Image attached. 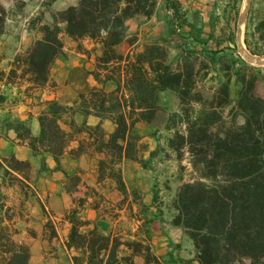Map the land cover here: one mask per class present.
Instances as JSON below:
<instances>
[{
  "label": "trees",
  "instance_id": "trees-1",
  "mask_svg": "<svg viewBox=\"0 0 264 264\" xmlns=\"http://www.w3.org/2000/svg\"><path fill=\"white\" fill-rule=\"evenodd\" d=\"M156 4L157 0H80L77 5L60 11L54 17V23L44 22L38 29L40 37L24 59V75L28 74L35 86L49 82L52 66L64 49V32L76 41L90 38L100 44L102 54L98 57V69L110 63L123 66L125 88L129 94L123 92L118 96L115 91L99 87H91L80 94V112L86 116L111 118L116 124L111 134H107L101 125L85 124L93 138L92 145L104 155L98 164L101 177L109 168V156H112L113 166L117 161H123L124 152L129 156V150L135 146L136 136L132 131L136 123L154 120L157 92L168 88L176 90L180 102L176 116L180 117L185 132L175 131L170 142L173 147L178 146L179 151L184 147L188 149L193 169L200 173L198 178L180 188L175 200L176 213L172 224L186 230L197 251L195 259L183 261L186 264L193 261L199 264H246L245 261L250 260L251 264H260L264 258V99L254 93L257 77L247 73L248 69L255 67L241 56L232 60L241 78L242 88L237 102L246 121L240 127L217 133L213 128L222 122L223 110L232 101V78L205 103L203 99L197 101L193 94L200 74L194 57L197 50L186 51L178 68L170 62L168 51L156 42L146 44L134 55L117 50V46L129 38V21L141 15H151ZM7 18L8 10L0 0V37L5 32ZM183 18L176 11V21ZM225 41L229 44L221 49L205 51L213 55L238 51L236 32ZM245 43L253 54H264L262 48L251 40L249 28ZM93 74L99 80L100 75ZM49 106L50 111L40 117L41 135L32 137L31 130L22 125L20 136L30 139L36 153L50 152L60 163L72 136L60 123L59 113L63 106L57 103ZM86 152V146L81 143L74 155ZM8 160L12 174L14 171L22 175L24 179L19 178L22 182L30 179V161L15 156ZM110 168V175L117 181L119 189L127 192L122 168L115 169L112 165ZM71 218L67 247L83 250L87 257L82 260L74 256L75 264H122L123 261L135 264L133 256L137 253L120 257L122 243L112 241L97 227L84 232L82 227L89 223L76 213ZM17 233L10 223L0 228V260L3 264L30 262L31 248L14 238ZM130 244L134 248L135 243ZM139 251L138 244L136 252ZM152 263L162 264L149 255L145 264Z\"/></svg>",
  "mask_w": 264,
  "mask_h": 264
},
{
  "label": "rangeland",
  "instance_id": "rangeland-1",
  "mask_svg": "<svg viewBox=\"0 0 264 264\" xmlns=\"http://www.w3.org/2000/svg\"><path fill=\"white\" fill-rule=\"evenodd\" d=\"M1 1L8 10V18L5 32L0 37V43L6 49L0 52V56H6L9 51L13 54L17 53L18 60L24 63L30 48L40 37L38 29L42 24L44 22L54 23V17L60 11L77 5L80 0ZM249 2L246 8L248 0H157L155 10L151 15H141L129 21V38L117 50L125 55L130 53L134 55L141 52L146 44L156 42L168 51L170 62L177 68L181 65L182 57L186 51L197 50L198 54L194 57L200 74L193 91L197 101L203 99L207 103L218 92L222 84L232 78L230 84L231 104L223 110L222 122L213 128L217 133L223 134L230 128L244 125L246 121L238 107L237 97L242 83L237 68L232 62L233 59H238L241 56L255 67L248 69L247 73L257 77L254 93L257 97L264 99V65L250 62L246 55L253 53L247 48L246 43L242 42L241 44V40L238 39L239 27L242 24L241 35L244 36V42L246 31L249 28L251 40L264 51V38H261L264 36V0H249ZM176 11H179L184 17L182 20L176 21ZM186 20L191 24V27L185 22ZM233 32H236L237 36V52L227 51L225 55L220 53L213 55L205 51L219 50L229 44L225 40ZM62 39L68 50L81 51L86 54L85 57L75 55V61L84 65L85 72H92V74L95 72L100 75V86L86 85L84 92L91 87L106 89L105 84H107V87L111 89L109 91L117 92L118 96L123 95V92L129 94L125 88L123 66L118 63H110L97 68L98 57L102 54L100 44L90 38L76 41L66 32L62 34ZM62 54L67 55L66 50L63 49ZM253 55L264 56V54ZM25 69L23 68V71ZM94 77L96 78L95 75ZM23 81L24 76L21 77L20 82ZM155 102L157 110L154 120L136 123L132 131L136 136L135 146L128 152L129 158L137 157L134 160L142 167L145 173L143 183L148 185L149 190L139 193L132 189L124 193V202L120 203L125 206L130 195L138 201H136V207H132V202H130L126 209V218L123 221L129 220L127 228L115 229V233L110 237L112 241L122 243L119 247L120 257L133 256L134 253H137L133 256L135 264H145L146 257L149 255L162 264H186L183 259L188 258H183L181 255L190 252L187 243L175 241L168 243L167 239L165 241L163 239L162 242H154V239L156 236L171 238L174 233L181 232L190 238L183 227H176L172 224L176 213L175 200L180 188L185 183L198 178L200 173L194 171L188 149L184 147L179 151L177 150L179 147H173L170 142V139L174 138L175 131L185 132L180 117L176 116L180 111L177 91L171 88L158 91ZM78 110L80 108L77 106H63L59 113L60 123L69 131L72 139L77 138L86 146V153L90 154V162H86L84 165L87 169L92 167V163L99 164L104 155L98 153L92 145V136L87 132L85 123L76 124L75 117ZM106 133L109 134L107 131ZM8 159L10 157L3 158V163L0 162V170L5 174L10 186H14V190L3 189L0 185V228L10 223L13 228L18 230L14 238L26 244H28L27 241H33V238L37 236L38 228L43 229L47 257L53 260L49 264H75L73 258L76 255L80 259L86 260L85 251L70 250L67 247L72 229L71 217L74 213L78 216V207L68 209L62 217L69 222L64 220H55L54 222L52 218L57 216L54 210L41 209L29 185L5 168L4 165H9ZM107 162L109 168L106 169L102 178L109 177L116 181L110 175V167L112 165L115 169L122 168L123 161H117L113 166L112 156H109ZM82 169L80 168L78 172L67 177L66 182L71 187L70 190L78 188L76 186L81 182L80 172ZM85 191L86 193L91 192L87 188ZM17 192L21 195H17ZM120 203L118 204L120 205ZM105 207L102 211L111 212V216L122 215L117 212V207L107 209ZM138 220H143V227L137 226ZM93 228V225H86L82 227V231H90ZM163 242H167L168 249L166 253L162 254L160 249ZM130 243H135L134 248L130 247ZM138 244L140 251L136 252ZM0 261V264H3L2 260ZM124 262L122 264H125ZM245 263L251 264L250 260H246ZM260 264H264V258L260 260Z\"/></svg>",
  "mask_w": 264,
  "mask_h": 264
},
{
  "label": "crops",
  "instance_id": "crops-1",
  "mask_svg": "<svg viewBox=\"0 0 264 264\" xmlns=\"http://www.w3.org/2000/svg\"><path fill=\"white\" fill-rule=\"evenodd\" d=\"M240 33H242V24L239 27L238 38L242 44V42L245 43L244 36ZM122 44L118 45L117 48ZM5 49L6 47H2L0 43V52ZM64 50H66L67 55L60 54L58 56L52 66L50 80L44 86L33 85L28 74L24 75L25 63L18 60L17 53L13 54L9 51L6 56H0V162L3 163V158L11 156L30 161L32 164L31 177L29 180L25 179L24 182L34 192L41 209L54 210L57 214L56 218H52L54 222L55 220L69 222L62 217L68 209L78 207L80 219L87 221L88 225L97 227L103 235L110 236L119 227L127 228V223H130L129 220L123 221L126 218V209L130 202H132V207H136L138 200H134L133 196L130 195L125 206L122 204L125 194L119 189L116 181L109 177L102 178L98 164L92 163V167L87 169L84 167L86 162H90V154L74 155L81 144L79 139L73 138L70 141L61 162L58 163L52 153L45 151L36 153L30 144V139L20 136V126L22 125H26L31 130L32 137L41 135L40 117L50 110V103L80 108V94L84 92L86 85L100 86V81L94 77L92 72H85L84 65L75 61L76 54L79 57H85L86 54L81 51L68 50V47L65 46ZM92 61L95 62L94 59ZM22 76H24V81L20 82ZM105 86L106 90H111L107 84ZM75 120L78 125L84 123L89 126L101 125L109 134L113 133L116 128L112 119L93 114L86 116L80 110L77 111ZM4 166L12 172L8 165ZM80 168H83L80 172L81 182L76 186L78 187L76 190H70L71 187L66 182L67 177L78 172ZM122 170L128 191L135 189V192L140 193L149 190L148 185L143 183L145 173L142 167L136 160L129 158L126 152H124ZM13 174L24 179L17 172L13 171ZM0 185L3 189L14 190V186H10L1 170ZM85 188L90 189L91 192L86 193ZM18 194L19 192H17ZM150 198L152 197L150 196ZM104 207L106 209L117 207V212L122 215L111 216V212L102 211ZM137 226L143 227V220H138ZM43 238L44 231L38 228L34 240L27 241L32 251L29 264H49L53 261L47 257L46 241ZM163 239L164 241L167 239L168 243L171 241L187 243L190 252L181 256L195 259L197 251L194 242L191 238H187L184 232L174 233L171 238L169 236L166 238L165 236H156L154 242H162ZM167 249V242H163L160 252L166 253ZM192 264L199 263L193 261Z\"/></svg>",
  "mask_w": 264,
  "mask_h": 264
},
{
  "label": "water",
  "instance_id": "water-1",
  "mask_svg": "<svg viewBox=\"0 0 264 264\" xmlns=\"http://www.w3.org/2000/svg\"><path fill=\"white\" fill-rule=\"evenodd\" d=\"M249 0L248 3L246 5V8L249 5ZM241 34V33H240ZM246 57L248 58V60L254 64H259V65H264V56L261 55H253V54H248L246 55Z\"/></svg>",
  "mask_w": 264,
  "mask_h": 264
}]
</instances>
